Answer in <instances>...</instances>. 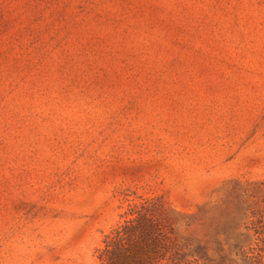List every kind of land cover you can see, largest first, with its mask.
I'll use <instances>...</instances> for the list:
<instances>
[{"label":"rangeland","instance_id":"obj_1","mask_svg":"<svg viewBox=\"0 0 264 264\" xmlns=\"http://www.w3.org/2000/svg\"><path fill=\"white\" fill-rule=\"evenodd\" d=\"M258 227L264 0H0V264H264Z\"/></svg>","mask_w":264,"mask_h":264},{"label":"trees","instance_id":"obj_2","mask_svg":"<svg viewBox=\"0 0 264 264\" xmlns=\"http://www.w3.org/2000/svg\"><path fill=\"white\" fill-rule=\"evenodd\" d=\"M128 230L129 228L120 226L116 230L115 237L121 239L124 233H127ZM256 233L258 234L257 239L259 240V243L257 244L259 246L260 252L256 253L254 257L257 259H262L264 258V227H258ZM165 250L166 248H164V252ZM124 251L125 248L121 244H118L112 240H107L106 246L99 251V258L101 260L100 264H138L139 263L137 260H134L129 256H119L117 254ZM156 263L157 262L154 260L147 261V264H156Z\"/></svg>","mask_w":264,"mask_h":264}]
</instances>
